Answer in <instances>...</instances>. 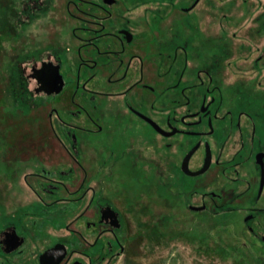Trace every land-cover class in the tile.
I'll return each instance as SVG.
<instances>
[{
    "label": "flooded vegetation",
    "instance_id": "flooded-vegetation-1",
    "mask_svg": "<svg viewBox=\"0 0 264 264\" xmlns=\"http://www.w3.org/2000/svg\"><path fill=\"white\" fill-rule=\"evenodd\" d=\"M46 11L58 45L17 72L71 164L50 156L8 182L0 264L125 259L140 247L132 195L151 190L194 220L238 225L264 264V0H47ZM43 64L56 82L38 81Z\"/></svg>",
    "mask_w": 264,
    "mask_h": 264
},
{
    "label": "rangeland",
    "instance_id": "rangeland-1",
    "mask_svg": "<svg viewBox=\"0 0 264 264\" xmlns=\"http://www.w3.org/2000/svg\"><path fill=\"white\" fill-rule=\"evenodd\" d=\"M46 6L47 0H0V199L15 190L10 180L21 179L23 170L49 164L50 156L61 165L71 164L61 159L62 147L49 128L48 104L40 100L34 104L28 88L20 87L17 72L21 67L27 72L30 62L46 55L52 40L58 45L53 38L60 29L51 22ZM26 84L31 86L29 81ZM14 165L22 170L13 172ZM151 192L149 198L133 194L131 199L129 222L140 247L130 244L127 257L112 264H254L238 225L194 220L189 211L170 208ZM119 203L127 211L124 201ZM162 214L170 220H160ZM147 231L149 239L142 236Z\"/></svg>",
    "mask_w": 264,
    "mask_h": 264
},
{
    "label": "water",
    "instance_id": "water-1",
    "mask_svg": "<svg viewBox=\"0 0 264 264\" xmlns=\"http://www.w3.org/2000/svg\"><path fill=\"white\" fill-rule=\"evenodd\" d=\"M48 66L44 65L38 70V73H36V78L43 86H45L47 83H54L59 78V75L56 73H49L47 72Z\"/></svg>",
    "mask_w": 264,
    "mask_h": 264
},
{
    "label": "bare ground",
    "instance_id": "bare-ground-1",
    "mask_svg": "<svg viewBox=\"0 0 264 264\" xmlns=\"http://www.w3.org/2000/svg\"><path fill=\"white\" fill-rule=\"evenodd\" d=\"M2 35V34H1ZM2 39V38H1ZM9 44V43H8ZM1 48V47H0ZM26 164H28V163H26ZM207 234V233H206Z\"/></svg>",
    "mask_w": 264,
    "mask_h": 264
}]
</instances>
